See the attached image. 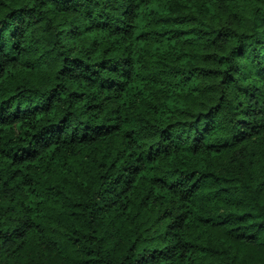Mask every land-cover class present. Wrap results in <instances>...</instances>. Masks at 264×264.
I'll list each match as a JSON object with an SVG mask.
<instances>
[{"label":"trees","instance_id":"obj_1","mask_svg":"<svg viewBox=\"0 0 264 264\" xmlns=\"http://www.w3.org/2000/svg\"><path fill=\"white\" fill-rule=\"evenodd\" d=\"M0 264H264V0H0Z\"/></svg>","mask_w":264,"mask_h":264}]
</instances>
